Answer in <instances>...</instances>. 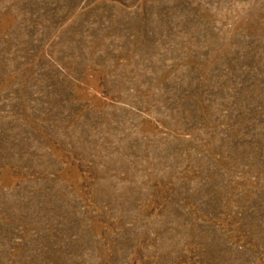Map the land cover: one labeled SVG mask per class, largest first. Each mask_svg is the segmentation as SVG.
<instances>
[{
  "label": "rangeland",
  "instance_id": "374dc122",
  "mask_svg": "<svg viewBox=\"0 0 264 264\" xmlns=\"http://www.w3.org/2000/svg\"><path fill=\"white\" fill-rule=\"evenodd\" d=\"M0 264H264V0H0Z\"/></svg>",
  "mask_w": 264,
  "mask_h": 264
}]
</instances>
